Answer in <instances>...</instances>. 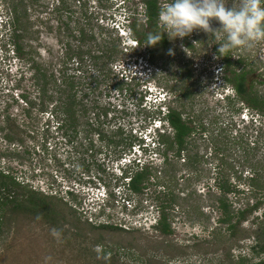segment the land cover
<instances>
[{
    "label": "rangeland",
    "instance_id": "374dc122",
    "mask_svg": "<svg viewBox=\"0 0 264 264\" xmlns=\"http://www.w3.org/2000/svg\"><path fill=\"white\" fill-rule=\"evenodd\" d=\"M82 2L83 7L75 2L71 12L54 14L56 0H24L30 27L17 56L7 25L10 0H0V174L16 183L0 190V199L24 205L28 191L51 198L46 217L0 205V264H238L240 253L252 258V240L214 246L210 234L218 215L210 214L209 191H215L218 167L238 188L231 194L238 195L236 202L255 195L262 199L264 192L263 124L256 116L251 120L253 112L226 83L215 51L241 58L252 91L264 98V6L256 0H160L159 42L139 48L125 29L130 15L145 22L139 0ZM102 27L114 28L121 40L124 54L113 69L119 78L87 85L86 114L76 127L60 130L50 109L43 110L36 99L31 67L54 93L55 83L77 74L73 54L89 42L76 31ZM178 92L189 94L181 104L214 136H196L193 164L169 155L172 165L166 172L156 151L159 124L153 121ZM98 133L121 137L113 140L120 146H107L109 140ZM125 145H132V152L119 162ZM128 160L152 162L160 172L153 173L142 197L129 202L126 189L117 186ZM253 172L258 191L250 194ZM162 186L175 200L169 210L174 232L166 237L153 228L154 204L168 199L159 194ZM152 257L161 261L150 263ZM260 258L264 255L254 260Z\"/></svg>",
    "mask_w": 264,
    "mask_h": 264
},
{
    "label": "trees",
    "instance_id": "16d2710c",
    "mask_svg": "<svg viewBox=\"0 0 264 264\" xmlns=\"http://www.w3.org/2000/svg\"><path fill=\"white\" fill-rule=\"evenodd\" d=\"M261 2L264 6V0H256ZM78 2L80 7L85 5V2L81 3V0H56V6L53 9L54 14L67 13L70 11L72 3ZM140 6L144 10L145 22L137 23L134 17L131 15L126 19L128 25L125 28L130 34L131 41L135 43L139 48H150L158 44L160 34V17L162 15V7L160 0H139ZM28 7L24 4V0H10V4L7 6V25L11 28L10 40L12 45V53L20 56L23 50L21 43L22 38L27 33L30 27V18L28 14ZM119 28V27H118ZM107 30V33L103 32ZM264 30V29H263ZM102 31V32H101ZM101 31H95L93 29H80L76 31V36L79 39L89 42L86 45L78 46L73 56L77 59L76 70L77 74L67 81L61 80L58 84L55 83V92L50 91L48 83L40 81L39 74L41 73L35 66L31 67L33 70V76L35 77V86L37 87V100L41 103L43 110L50 109V116L57 120L58 128L61 130L68 127H76L78 118L86 114L83 108L82 102L85 94L90 91L87 85L95 84L97 81L105 80L113 76L119 78L120 72L115 74L114 68L119 61L123 53L121 48L122 43L114 28L102 27ZM161 43L165 44V37L161 38ZM216 55L220 56L222 62V71L225 75V81L232 92L238 97L239 100L244 102L246 106L253 112L251 114V120L254 117H258L262 122L264 128V98L252 91V84L248 83V73L244 67L241 66V58L234 59L230 54H220L215 51ZM32 66V65H31ZM30 67V65H29ZM239 68V70L237 69ZM43 74H41L42 76ZM122 75V74H121ZM45 78V74L43 75ZM123 78V76L121 77ZM120 82V80H119ZM185 96H189L188 93L178 92L175 95L174 103L163 107V111H160L162 117L154 119L159 124V130H157L158 146L156 151L162 158L163 167L168 170V166L172 165L169 160V155L178 157L186 166L193 164L192 148L196 141V136H214V132L209 129V126L201 119H196L195 116L186 112L187 106L181 104V100ZM229 99V97H227ZM54 102V103H53ZM175 104V105H174ZM50 105V107H49ZM48 106V107H47ZM81 115V116H80ZM104 115L108 116V112L104 111ZM159 119V120H158ZM98 137L103 140H109L107 146L119 147L120 142H113V140L120 139L117 135L105 137L102 133H98ZM132 145H125L123 149L118 152V161H126V157L131 154ZM174 159V158H173ZM124 168L120 170V183L126 189V201H131V197H142L151 185L150 179L153 173L156 171V167L152 162L140 163L136 161H130ZM180 160H173V163H179ZM223 169L218 167L217 179L215 181V191H209V196L212 198L213 205H211L210 214L215 213L217 217L216 227H211L210 234L214 239V246H218L221 241H228L232 244H240L245 241H251L249 246L250 254L243 255L240 253L237 256L238 264H264V258L257 260L256 257L264 255V211L260 212L264 204V192L262 193V199H257L256 195L254 199H248L245 202L238 203V195L234 199L231 194H236L238 188L230 183L228 179H224ZM156 173H160L156 171ZM256 172L250 174L251 183H249V192L254 194L257 190ZM8 187H16V183L13 179L0 174V190H6ZM162 191L159 194H165L168 199H164L159 203H155L157 219L154 225V230L158 232L160 236L173 235L174 229L170 222L169 210H173L175 206V200L173 195L169 193V188L162 186ZM235 191V192H234ZM264 191V190H263ZM72 197L75 196L72 192H69ZM110 197L112 193H109ZM28 201L26 204L21 205L15 203L17 201H9L7 197L0 199V205L2 207L15 208V210H21L23 212L38 213L42 217H46L45 212H48V208L45 207L49 204V196L34 193L28 191ZM40 196L44 199L43 205L40 203L42 199H39L37 203V197ZM54 198V197H53ZM74 200V199H73ZM21 205V206H20ZM43 213L44 215L40 214ZM260 213V215L258 214ZM210 216L208 215V219ZM251 221V225L248 223ZM103 228L120 230L116 226L102 225ZM157 257L150 258L149 262H159Z\"/></svg>",
    "mask_w": 264,
    "mask_h": 264
}]
</instances>
